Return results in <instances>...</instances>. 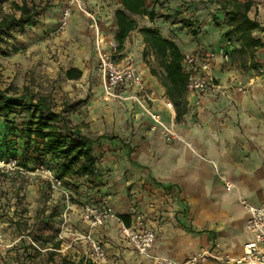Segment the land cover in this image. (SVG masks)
Returning <instances> with one entry per match:
<instances>
[{
    "label": "crops",
    "instance_id": "1",
    "mask_svg": "<svg viewBox=\"0 0 264 264\" xmlns=\"http://www.w3.org/2000/svg\"><path fill=\"white\" fill-rule=\"evenodd\" d=\"M154 1L149 0L147 6L152 8ZM186 1L188 10L184 13L193 16L194 25L201 27L197 37L187 28L181 29V24H174L171 32L157 19L151 22L148 16H132L140 27H156L164 37L176 41L183 54L200 46L216 51V80L228 86L255 83L247 92L232 87L227 96L203 97L199 105L195 104L197 96L186 92V111L177 119L176 107L174 111L167 110L135 90L108 96L105 74L98 71L99 81H95L90 67L76 60L75 55L73 63L62 72L65 81L87 86L82 129L92 138L96 135L94 139L100 137L94 148L100 146L104 153L99 163L104 173L102 200L118 214V218L102 226L92 227L84 221V233L105 241L107 255L100 264H157L156 257L185 260L215 244L218 247L213 249L222 255L240 258L248 239L249 218L242 199L253 205L264 203V81L258 78L259 71L264 70V0H238L251 3L248 16L260 24L252 35L263 46L253 53L224 35L227 14L221 4L226 0ZM167 2L177 6L180 0ZM86 3L95 10L106 33L120 44L115 17L116 9L122 7L120 0ZM80 13L86 15L83 10ZM83 15L75 13V22L80 18V28L86 27ZM86 31L82 30L83 35ZM228 40L230 58L225 60L219 51ZM76 45L80 44H71L70 51L75 52ZM91 45L97 63L93 37ZM119 50L120 61L132 58L148 86L168 97L164 69L139 29L128 35ZM70 67L83 70L82 77L69 79L66 71ZM94 89L100 94L93 95ZM151 110L163 116V124L153 130ZM88 124L90 128L84 129ZM164 128L172 129L177 138L166 142ZM231 181L237 186L228 188L227 182ZM136 212L144 214L147 225L156 233L150 256L130 247L121 234L120 216L129 215L132 221ZM85 259L91 260L90 255ZM219 263L210 258L197 264Z\"/></svg>",
    "mask_w": 264,
    "mask_h": 264
},
{
    "label": "rangeland",
    "instance_id": "2",
    "mask_svg": "<svg viewBox=\"0 0 264 264\" xmlns=\"http://www.w3.org/2000/svg\"><path fill=\"white\" fill-rule=\"evenodd\" d=\"M14 1L22 3L24 0ZM26 1L29 6L36 4L39 14L31 21L24 22V25L11 30L0 29L1 88H11V92L19 95L28 88L33 94L51 96L58 110L66 107V113L72 122H80L83 126L86 101L83 96L87 86L65 81L62 72L73 63L75 58H72L75 55L76 60L81 59L90 67L92 78L99 81L91 45V19L80 13L81 9L76 0ZM71 1L74 11L68 25L63 29L60 18L64 6ZM87 6L91 13H95L88 3ZM176 7L179 9L181 6L160 8V16L157 18L160 26L170 28L171 32L174 24H181L180 20L188 16L175 9ZM75 13L83 15L85 28H80V18H77L79 22H75ZM5 15L19 18L20 12L14 11L10 2L0 3V21ZM180 28L184 29L182 26ZM85 29L87 31L83 35L82 30ZM85 39L87 43H84ZM78 43L80 45H76L77 50L70 51V45ZM85 44L86 48L82 49L81 46ZM14 48L19 50L14 52ZM74 91H77L75 97L72 96ZM93 91V95L97 93L95 89ZM110 105L107 103L108 107ZM154 124L153 121L151 130ZM88 128L90 124L84 126V129ZM164 130L165 128L162 136L170 143ZM94 150L100 163L104 155L102 148L97 146ZM10 159L1 161L7 162ZM40 166L42 165H37L32 170L25 169L26 173L18 168L9 172L0 171V264H78L81 258L85 259L91 253L90 243L78 238L76 231L79 234H84L85 231V222L80 211L81 202L86 199L102 200L104 196L99 191L100 186L87 185L85 179L80 178L77 181L78 186L70 187L62 183L60 188L54 190L50 174L42 172ZM101 240L105 245V241L102 238ZM57 243L60 244L59 248L54 247ZM217 247L216 244L213 245V248ZM219 264L227 262L220 261Z\"/></svg>",
    "mask_w": 264,
    "mask_h": 264
},
{
    "label": "trees",
    "instance_id": "3",
    "mask_svg": "<svg viewBox=\"0 0 264 264\" xmlns=\"http://www.w3.org/2000/svg\"><path fill=\"white\" fill-rule=\"evenodd\" d=\"M10 2L14 11L20 12V17L5 15L0 21V29L11 30L24 25L39 14L36 4L29 6L26 0L19 3L14 0H0V3ZM122 7L115 11L118 26L117 39L122 44L128 35L136 29L143 34L153 53L164 69V85L168 97L175 103L177 119L186 111L187 75L183 70V57L176 41L164 37L158 28L153 26L140 27L132 15L148 16L151 22L160 16V8L170 6L167 0H155L152 8L147 6L149 0H120ZM158 3V7L156 4ZM186 0H180L175 9L180 12L188 10ZM183 6V8H182ZM227 14L228 29L224 35L228 39H236L251 49L253 53L263 42L252 35V31L260 28L259 22L248 16L250 2L226 0L221 4ZM164 16V15H163ZM193 16L188 14L180 20L182 27L197 37L200 26L194 25ZM119 44V45H120ZM14 48L13 51H18ZM83 70L70 67L66 71L69 79H80ZM82 125L73 123L66 113V107L57 109L53 98L47 95L33 94L28 88L22 94L11 92V88L2 89L0 85V160L14 158L18 166L32 170L37 165L48 167L64 184L78 186V179L84 178L91 186H101L104 173L99 166L94 144L100 137L94 139L85 133ZM69 182H72L69 183ZM100 191V190H99ZM86 199L81 202V206ZM102 201L97 200L95 202ZM126 224L131 223L129 215H121ZM59 243L55 248H59ZM69 262L63 263L68 264ZM75 264V262H71ZM78 264H95L92 260L81 258Z\"/></svg>",
    "mask_w": 264,
    "mask_h": 264
},
{
    "label": "built area",
    "instance_id": "4",
    "mask_svg": "<svg viewBox=\"0 0 264 264\" xmlns=\"http://www.w3.org/2000/svg\"><path fill=\"white\" fill-rule=\"evenodd\" d=\"M76 1L79 8L91 19L93 41L97 54L96 65L98 71L103 72L106 76V94L108 96H116L121 92L135 90L146 100L160 102L167 110L174 111L175 103L166 95L158 94L148 86L142 73L136 69L132 58H127L125 61L118 59L120 52L118 41L106 33L96 13H91L87 8L86 0ZM73 11L74 6L72 1L64 6L60 18L61 28H66ZM230 45L231 41L228 40L226 46L219 51L225 60H229L230 58ZM216 54V51L203 46L184 54L182 65L187 75L186 92L197 96L196 105L200 104L203 97H225L232 87H235L240 92H247L255 84L228 86L217 81L213 74V64ZM259 73L260 76L258 78L264 81V70L261 69ZM150 114L155 123L152 126L153 129H156L159 124H163L161 112L151 110ZM164 135L169 141L177 138L176 133L170 128H165ZM15 168L20 169L22 173L27 172L24 168L18 166L16 159H10L7 162L0 160V171L9 172ZM39 169L44 173L50 174L51 186L54 190L60 188L63 181L56 177L50 169L45 168L43 165ZM227 186L228 188L233 187L230 182H227ZM243 205L249 212L247 220L248 239L244 245V253L240 258L231 259L222 255L218 250L207 249L182 261L156 257V263L197 264L213 258L219 261H226L227 263L264 264V203L253 205L244 200ZM81 218L92 227H96L105 225L109 221L118 218V214L107 201H86L81 206ZM121 234L130 247L142 255L150 256V250L156 240V233L147 225L144 214L136 212L130 224H126L121 220ZM78 238L90 243V258L94 263L100 264L106 258V248L100 240L95 239L90 233L78 234Z\"/></svg>",
    "mask_w": 264,
    "mask_h": 264
},
{
    "label": "bare ground",
    "instance_id": "5",
    "mask_svg": "<svg viewBox=\"0 0 264 264\" xmlns=\"http://www.w3.org/2000/svg\"><path fill=\"white\" fill-rule=\"evenodd\" d=\"M230 183L232 184V186H235V187L237 186L236 182H232V181H231ZM243 202H244V200H242V203H243Z\"/></svg>",
    "mask_w": 264,
    "mask_h": 264
}]
</instances>
